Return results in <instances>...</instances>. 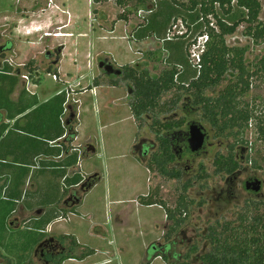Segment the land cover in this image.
Listing matches in <instances>:
<instances>
[{"label": "rangeland", "instance_id": "rangeland-1", "mask_svg": "<svg viewBox=\"0 0 264 264\" xmlns=\"http://www.w3.org/2000/svg\"><path fill=\"white\" fill-rule=\"evenodd\" d=\"M31 1L19 0L17 2V0H12L11 2L10 0H0V7L7 12H16L20 19H27L26 13L30 12L32 7H36L31 5ZM178 1L188 2V0ZM156 2L154 3L156 8L152 5V2L150 5L152 10L157 11L151 18L160 14V6L164 7L166 14L172 13L170 3L159 5ZM260 2L262 4L260 20L264 22V0H260ZM108 3L110 6L106 5ZM38 4L43 7L44 0H40ZM106 4L104 8L107 10H104V8L101 10L104 14L115 18L122 13V10L117 8L114 1L110 0ZM136 4L137 0H132L130 6ZM86 10V8L81 9L80 15L85 16ZM95 10H93V14ZM97 11L99 13L100 10ZM101 11L99 14L102 13ZM151 12L137 13L130 18V21L133 20L136 23L142 21L143 25L144 22H148L150 19L149 14ZM178 13L189 17L181 10L180 12L174 11L173 16ZM210 21L215 24L214 20ZM188 22L191 23L190 19ZM168 28V31H171L174 35L173 39L177 40L174 44L177 46L175 47V56L166 53L165 50L168 47L162 41L146 40L144 45L138 44V41L136 42L132 38L133 31H125L124 24L118 27L116 39H110L108 34H104L107 39H101L97 36V38L82 40L79 43H65V54L74 55L78 51L85 55L87 53L90 55L106 53L114 57V65L117 68L122 69L123 66L133 67L136 63L145 64L152 76H159L164 71L176 68L180 74L178 84L189 85L191 80L199 75L200 69L195 66L191 55L193 51H197L199 54L202 52V45L197 49L193 45H199V41L203 42L202 37L206 35L201 36V31L205 27L202 30H196L195 26H190V30H188L186 23L182 19L178 20L176 18L175 21H171ZM245 28L246 25L243 24L235 35L227 37V44L230 47H249L246 54V63L253 72L257 70L259 61L264 58V44H254L253 40L244 34ZM9 30L10 27L0 28V45L5 44L7 41L10 42L8 39L12 34ZM187 31L189 33L186 40L179 41L178 39ZM120 37L125 39H118ZM33 38L37 37L34 35L29 38L25 34H18L15 38H11V42L14 41L15 52L7 55L6 58L13 62L15 59L12 55L19 56L20 62L16 64L19 66H23L30 59H35V63L37 61L40 66L46 68L48 65V62L45 61L46 53L49 51L50 53L58 52V49L62 46L47 43L48 41L45 40H42L41 43L39 40L35 45L33 44ZM179 42H181V46H179ZM177 49L180 50L179 53ZM61 55H63V51ZM94 71L97 72L95 67ZM101 75L107 81L110 79L103 72ZM230 79L233 82L235 81L234 76H228L219 87L209 89L205 92V95L213 98L217 97L230 83ZM121 84L124 89L112 90L108 97L110 109L106 110V107H102L99 118L93 116L96 110L93 111L92 106L86 105L82 111L81 129L76 144L81 151L80 153L77 151L74 155L76 159L77 157L82 159V156L84 158L81 164L83 169L80 171L83 174V183L80 189H71L69 192L74 198L81 197L82 199V204L74 213L72 221H80L81 224H77V231L79 230L81 241L88 248L83 246V249L79 248L73 252L77 255L81 254L86 259L83 258L76 260L74 263L66 264H102L107 259L111 262L106 264H183L184 262L201 264L197 257L208 252L211 248L209 239H207L210 227H218L221 230L222 226L227 223L237 227L242 216L248 215L251 219L257 214V204L261 206V211L264 212V206L260 204V202H264V141L258 138L256 122L252 121L245 133L239 138L229 135L228 132L226 135L218 137L216 136V129L203 116L204 113L199 111L200 108L192 103L193 98H190L185 90L180 91L179 95H183V102L179 104L178 109L160 115L158 119L161 121L168 120L170 123L180 121V119L188 122H198L208 132L210 141L199 156L195 158L188 156L187 158L191 161L187 162L186 158L178 166L185 169L182 180H170L158 172L151 173L146 168L147 161L159 148L157 137L152 131L154 118L152 115H148L144 119L142 127H138L128 104L133 85L131 83L127 85L124 82ZM42 85L44 89L52 92H56L58 88L52 78L47 77L46 72L43 73ZM172 96L174 94L164 96V102L170 101L169 99ZM89 97H91L90 94L83 95L85 100H88ZM74 100V98L70 100L69 106H74L76 103ZM112 101L113 104H111ZM240 101L244 106L248 105L250 109H254L256 115L264 114V73H260L251 79L250 92ZM184 104L188 106L182 109ZM68 107L67 110H69ZM51 109L52 132L59 131V128L63 125L64 129L67 128L68 133L70 111L69 114H62V108L58 101L52 102ZM45 110V108H41L37 115ZM190 113L191 115H189ZM76 126L77 121L72 125L70 124L73 132L77 134ZM26 130L32 133V130ZM70 134H72L71 131ZM70 139V136L61 139V145L69 144ZM141 141H147L148 145L149 143L156 145V148L150 150V155L147 158L140 157L138 151L135 150V146L139 145ZM232 147L234 149L233 153L238 155L241 165L239 171L240 184L232 190L231 198L226 197V200L216 201L213 200L212 195L214 193L219 194L222 189H228L226 185L228 176L217 171L214 161L218 155H226ZM92 148L95 149L97 154H94ZM147 149L145 148V150ZM177 163L178 161L172 167L177 166ZM98 177H103L102 181L86 194H82L83 186L92 178ZM253 180H259L263 183L262 190L258 195L245 189V184L253 182ZM188 181H192V184L185 190L184 185ZM155 191L159 202L161 201L170 209L176 207L181 195L187 196L190 202L187 214L183 215V218H185L184 223L174 233H171L170 237L169 233L173 227V222L167 218L166 208L159 205L145 207L140 205L138 201L140 197H145ZM4 207L2 206L0 209H4ZM4 214V211H0V228L4 223ZM94 226L104 227L106 234L98 236L95 234ZM61 237L57 236L55 238L61 239ZM63 244L67 249L70 248L69 241ZM167 246L169 248L166 249ZM195 247L198 251L192 253L191 249ZM156 248H161L159 253L163 250L167 251L168 262L164 261L163 257L156 258L159 255L158 251L155 250ZM67 249L63 257L72 254ZM90 249L96 250V252ZM89 254L91 255L88 256ZM31 255V258L28 256L30 261L27 264H44L35 257L34 252ZM186 256H189V259Z\"/></svg>", "mask_w": 264, "mask_h": 264}, {"label": "crops", "instance_id": "crops-1", "mask_svg": "<svg viewBox=\"0 0 264 264\" xmlns=\"http://www.w3.org/2000/svg\"><path fill=\"white\" fill-rule=\"evenodd\" d=\"M39 1H31V5L36 7L26 13L27 19H20L16 12H7L0 7V28L10 27L12 34L8 40L11 41L18 34H25L29 38L35 35V45L39 40L40 43L45 40L64 48L65 43H79L97 36L107 39L106 34L110 39H116L118 27L124 24L125 31L134 32L132 38L138 44L144 45L146 40L162 41L168 47L166 53L174 55L176 52L174 44L177 40L166 41L168 26L173 21L170 19L174 17L175 6L171 3V14H166L164 7L160 6V14L151 18L157 13L153 9L148 22L142 25V21L116 22L117 16L114 18L101 11L105 4L98 6L93 0H44L43 7L38 4ZM83 8L87 9L85 16L80 15ZM94 9L102 13L99 14V11L97 15L93 14ZM12 56L15 59L13 62L6 58L0 63V205L5 206L0 209L5 213L4 223L0 228V264H27L31 253L34 252L37 257L39 248L50 238L57 236L72 237L77 241L78 247L72 248L69 244L70 248L66 247L73 258L63 264L74 263L84 257L73 252L83 249V246L88 248L81 241L79 230L77 231L80 221H72L74 213L82 204L81 200L76 205L75 199L81 197L74 198L69 192L71 189H80L83 183L80 171L83 169L81 164L84 158L82 156V159H76L74 155L81 151L76 144L79 140L82 111L86 105L92 106V110H96L93 116L99 118L102 107L110 109L108 97L112 90L124 88L121 83L119 86H112L111 79L107 81L102 77L98 67L99 60L107 58L111 59L113 65L115 63L114 57L106 53L85 55L78 51L74 55H66L64 48L59 65L53 63L54 58H49L45 60L48 62L46 68L39 66L32 74L24 68L32 59L19 66L16 65L20 62L19 56ZM52 63L54 68L51 67V72ZM44 72L57 84L56 92L44 89ZM96 78L100 79L98 85L94 84ZM86 94L91 96L88 100L83 99ZM73 98L76 107L71 106L77 110V134L73 131L70 134L69 130L67 133V128L64 129L63 125L59 131L52 132V102L58 101L62 114L66 115L69 114V102ZM128 104L130 107L129 101ZM41 108L46 110L37 115ZM70 118L73 116L70 115ZM26 129L32 130V133ZM68 136L71 138L70 143L61 145V139ZM102 179L103 177L99 178L100 181ZM94 228L98 236L106 234L104 227ZM110 262L107 259L102 264Z\"/></svg>", "mask_w": 264, "mask_h": 264}, {"label": "trees", "instance_id": "trees-1", "mask_svg": "<svg viewBox=\"0 0 264 264\" xmlns=\"http://www.w3.org/2000/svg\"><path fill=\"white\" fill-rule=\"evenodd\" d=\"M93 1L96 5H103L110 0ZM112 1H114L117 8L122 10V13L117 16L116 22L123 21L126 23L130 21L132 16L141 11L151 12V2L153 6L156 2L154 0H137L135 6H130L132 0ZM158 1L160 4L171 3L175 6L174 11L180 12L181 10L183 13L188 14L189 17H186L184 14L178 13L170 19H182L188 30H190V26H195L196 30H202L205 27L201 31V36H208V41L201 56L199 75L191 80L189 87H186L187 84H178L180 74L176 68L164 71L159 76H152L147 70V65L139 63V67L123 66L120 69L121 75L118 78L110 77V84L115 87L122 82L133 85L129 102L138 127H142L143 121L148 115H152L154 118L152 131L157 137L159 148L147 161L146 168L151 173L158 172L170 180H182L185 169L178 166L181 165L184 158L180 161L176 157L170 137L165 136L173 130H179L182 123H170L168 120L161 121L158 119L160 115L173 112L175 107L183 100V95H179L182 90L193 97L195 106L202 107L207 121L216 129V136L222 137L228 132L229 135L239 138L245 133L250 123L254 121L256 122L258 138L264 141V114L256 115L254 109H250L248 105L244 106L240 101L250 92L251 79L260 73H264V58L259 61L257 70L252 72L246 63V54L249 47H230L227 44V37L235 35L243 24L246 25L244 34L250 37L254 44H264V22L260 20L262 4L260 0H188L186 3L178 0ZM158 1L156 4H159ZM94 14L97 15L98 11L95 10ZM189 19L191 23L188 22ZM210 20H214L215 24H212ZM188 33L189 31L178 40L181 42L186 40ZM181 42L178 43L179 46H181ZM7 43L9 47L8 55L14 54V43L11 41H7ZM63 49V47H60L58 52H55L56 56L53 63L59 65ZM53 63L50 66V71L52 70L51 67L54 68ZM37 65V61L35 63V60H31L24 68L30 70L29 73L32 74ZM231 75L235 77V81L233 82L230 79V83L217 97L207 98L204 96L207 89L219 87ZM99 82L100 79L96 78L94 84L98 85ZM169 94H174V96L169 97L170 101L164 102V96H169ZM70 108L73 119L70 118L68 130L72 133L73 129L70 124L76 122L77 110L73 107ZM146 145V141H141L136 147L148 148V152L156 147L155 144L151 147ZM233 150L232 147L230 153L218 155L214 161L217 171L228 176V183L234 179L235 174L241 169L240 161L236 159ZM176 161H178L177 166L172 167ZM99 181V177L92 178L83 186V193L86 194ZM191 184L192 181H188L184 185V189L187 190ZM81 200V198L75 199V204L79 205ZM138 201L140 205L145 207L159 205L166 208L167 218L173 222L169 237L184 223L185 218H183V215L187 214L190 204L188 197L181 195L174 209L167 208L161 201L159 202L156 191L145 197H140ZM260 204L264 206L263 201ZM256 209L257 214L251 219L248 215L242 216L237 227L231 223L222 226L221 230L218 227H210L207 239H209L211 248L208 252L197 257V260L201 264H264V212L261 211V206L258 204ZM67 241H69L72 248L79 246L72 237L63 236L60 239L61 243ZM165 248H169V246ZM155 250L159 253L161 248ZM197 251L196 247L191 249L192 253ZM158 256L163 257L166 262L169 261L167 255L159 253ZM72 258L71 255L62 257L58 264H63L66 260ZM186 258L189 259V256H186ZM183 264L190 263L184 262Z\"/></svg>", "mask_w": 264, "mask_h": 264}, {"label": "flooded vegetation", "instance_id": "flooded-vegetation-1", "mask_svg": "<svg viewBox=\"0 0 264 264\" xmlns=\"http://www.w3.org/2000/svg\"><path fill=\"white\" fill-rule=\"evenodd\" d=\"M0 63L2 62L3 59H6L7 55H8V51H9V47H8V43L6 42L5 44L3 45H0ZM55 53H50L47 52L46 55H45V60H48L49 58L50 59H53L55 58ZM35 60V59H34ZM100 60H108V62H111L109 59L107 58H104V59H100ZM99 60V61H100ZM37 67L40 66V64L37 62ZM98 66H99V62H98ZM115 69L116 70H120L116 67V65H114ZM104 74H106L104 71H102ZM107 76L109 77H112V78H118L119 76L116 75V73H113V74H106ZM190 85H187L186 87H189ZM209 89H207L206 91H208ZM205 91V92H206ZM205 97L207 98H211V97H208L206 95H204ZM190 98H193L191 95H189ZM183 102V100L179 103L181 104ZM192 103L194 104V99L192 101ZM179 104L175 107V109L173 110L176 111V109H178V106ZM192 104V105H193ZM195 105V104H194ZM188 105L187 104H184L182 106V109L186 108ZM199 111H202L204 113L201 106H198ZM194 111H197V110H194ZM193 112V111H192ZM191 112V113H192ZM198 112V111H197ZM191 113L189 115H191ZM205 114H203L204 116ZM205 117V116H204ZM206 118V117H205ZM178 122H181L182 123V127L179 128V130H173L171 131L170 133H168V135H165V136H169L170 139H171V145H172V148H173V151H174V154L176 155V157L182 161L183 158L184 160L189 156L191 158H195L197 156L200 155V153L202 152V150H204L206 144L209 143L210 141V136L208 135V132L205 130V128H203L202 126H200L198 124V122H194V121H185L184 119H180V121H177ZM194 126H198L200 129L203 130V132L205 133L206 135V140H205V143H204V146L203 148L199 151V152H193L190 148V144H189V140L191 138V132H192V128ZM147 143V141H146ZM148 145V144H147ZM146 145V146H147ZM154 145V143H149L148 146H152ZM156 148V147H155ZM135 150L138 151L140 157H144V158H147L149 155H150V151L148 152L149 149L145 150L143 146L141 147H136L135 146ZM149 153V155H148ZM230 153V151L228 152ZM236 155V159L238 160V155L235 153ZM191 160L188 158L187 159V162H190ZM182 164V162H181ZM240 171V170H239ZM238 171V172H239ZM236 173L235 174V177L233 180H231L230 183H228L229 181L226 180V185L228 187V189H222L221 192L219 194H215L212 195V198L213 200H219V201H222L223 200H226V197H229L231 198V193H232V190L237 188L238 185L240 184V179H239V176H240V172L239 173ZM254 182V180H253ZM249 183H252V182H247L245 184V189L247 191H250V192H253L251 190H248L247 189V184ZM255 195H258L259 193H255L253 192ZM167 249V248H166ZM66 252V247L63 243L60 242V239H57V238H50L48 241H46L40 248L39 250L36 252V256L37 258L39 259L40 262L44 263V264H58L60 259L64 256L63 254ZM166 250H163V252H160V254L162 255H167L166 254ZM159 257V256H158ZM161 257V256H160Z\"/></svg>", "mask_w": 264, "mask_h": 264}, {"label": "water", "instance_id": "water-1", "mask_svg": "<svg viewBox=\"0 0 264 264\" xmlns=\"http://www.w3.org/2000/svg\"><path fill=\"white\" fill-rule=\"evenodd\" d=\"M134 66L139 67V63H136ZM99 69L101 71H104L106 74L116 73L117 76L121 75V70H116L114 65L111 62H108V60H104V61L100 60ZM205 140H206V135L203 132V130L200 129L198 126H194L192 128L191 138L189 140L191 150L193 152H199L203 148ZM262 185L263 183L261 181L255 180L254 182L247 184V189L255 193H259L262 190Z\"/></svg>", "mask_w": 264, "mask_h": 264}, {"label": "built area", "instance_id": "built-area-1", "mask_svg": "<svg viewBox=\"0 0 264 264\" xmlns=\"http://www.w3.org/2000/svg\"><path fill=\"white\" fill-rule=\"evenodd\" d=\"M139 13H142V11L141 12H139ZM140 16H141V14H139ZM174 35L171 33V31H168V34H167V39H166V41H173L174 39V37H173ZM202 41L203 42H200L199 41V45H193L194 46V48L195 49H197V48H200L201 47V45H202V52H200V54L199 53H197V51H193L192 52V55H191V58L193 59V61H194V63H195V66L198 68V69H200L201 68V54H203L204 53V51H205V45H206V43H207V41H208V36H205V37H202ZM202 43V44H201ZM192 61V62H193Z\"/></svg>", "mask_w": 264, "mask_h": 264}]
</instances>
